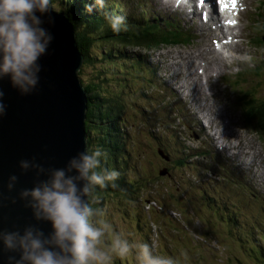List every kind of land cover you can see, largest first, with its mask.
<instances>
[{
	"label": "rangeland",
	"instance_id": "rangeland-1",
	"mask_svg": "<svg viewBox=\"0 0 264 264\" xmlns=\"http://www.w3.org/2000/svg\"><path fill=\"white\" fill-rule=\"evenodd\" d=\"M116 1L123 9L122 16L130 14L136 18L145 17L141 9L133 2L134 0ZM155 1L159 2L160 0ZM260 1L264 2V0H246L245 13L242 15L237 14L238 10L235 11L236 18L242 21L240 25L245 26L243 35L253 36L254 38L250 39L256 40L247 42V39H243V46L248 48V55H244L246 61L254 56L260 57L258 59L262 61L260 62V71L252 73L249 70L250 67L246 65L244 71L240 73H228L239 68V65H234V67L231 66V71H226V76L223 79L219 80V77L224 73L215 76L213 82L210 79L208 91L206 88L208 93H214V97L208 96L209 101L214 104V108H221L220 121L225 115L231 117L234 124L239 125L235 130V135L243 145H246L248 141L253 145L255 139L259 138L264 144L263 126L259 123L260 121L257 122L255 118L256 123H254V120H251L252 116L249 118L244 116L246 111L254 113V108L264 103V29L262 26L264 4L263 7H255ZM150 7H148L149 13L154 14L157 18V9L154 6ZM238 8L243 9V6L239 4ZM76 18L80 19L79 16L74 19ZM83 18L85 19V17ZM236 31L237 29H234L233 32ZM77 35L78 43L82 44L83 34L78 31ZM114 36H117V33L112 32L108 38L105 36L101 38L97 32L95 42L100 43L98 46L94 45L97 51L107 53L112 50L114 52L115 48L118 50L124 48L123 50L129 52L136 51L135 48L123 47L125 43L113 42ZM106 39L107 42H105ZM261 41L262 43H257ZM78 43L76 41L77 48L84 58V52L81 47H78ZM194 43L197 41L189 43L190 45L187 44V46L184 45V47L179 46L173 49L152 47L149 50L156 54H162L163 57L168 54L170 61L172 58H177L179 54L197 56L198 50L203 49L206 52L204 48L211 47L210 42H205V46H201L203 44L191 45ZM139 51L143 52V49L141 48ZM95 57L101 58V54ZM104 58L108 63L105 62L98 67L99 74L97 76L92 75L90 62L83 59L78 75L86 82H95L97 90L105 94L107 101L113 103L119 97L123 102L118 126L122 128L123 132V140L121 139L120 142L124 143V150L126 147L124 153L126 166L124 168V160H115L112 167L108 164L105 165L108 169H115L120 174L125 169V176L133 183L131 187L134 192L128 197L117 194L100 196L103 199L101 203L108 208V216L96 213L94 219L108 220L106 222L111 224L114 232L133 242L147 243L146 241H149L151 245H155L158 255L171 257L177 261V264H264L262 259L264 257H257V259L252 252L248 251L249 247L247 246H253L251 242L240 241V237L244 236L242 235L244 230L239 227L240 223H245L247 227L251 224L264 227V180L255 175L257 165L255 164L251 170L245 166L242 172L249 173V176L241 175L239 163H237L239 169L234 165L225 164V161L229 160L227 154L231 153L228 151L226 154L222 150L219 152L218 144L215 145V149L219 154L221 153V156H218L215 162H223L224 166H222V170H217L214 168L217 167L216 164H210L214 161L212 156L215 154L205 152L206 147L199 144L204 138L195 134L194 129L186 128V125L189 126L191 123L190 121L187 123V121L178 120V116L181 117V115L185 116L184 119L186 117L193 119L194 115L192 114L196 111L193 104L187 103L189 109L182 107V110L176 111V114L171 111L170 107L186 106V104H181V100L186 98L182 95L174 96L173 86L175 83L174 80L169 81V77H166V74L170 73L168 72L170 66L166 60L158 73L160 81L165 82L162 83L164 93L161 94L159 80L155 74V77L150 78L147 76L148 73L145 75L143 72L140 75L143 76V79L136 82V78L131 80V76L127 77L123 71L120 72L112 67L109 62L112 60L111 58L105 56ZM194 61L199 62V59L194 58ZM240 65L244 66V64ZM175 67L179 66L171 67L170 71L173 74ZM194 68L195 66L192 65V75L189 76V80H193V86H196V80L193 79ZM109 69L113 73L112 81L109 78L110 75H108V79L101 80L103 75L101 73H106ZM183 69L187 71L185 66ZM198 76L200 75L198 74ZM166 80L169 81L168 84ZM178 81L177 85L180 84ZM213 83L218 84L215 86ZM184 85L182 82V86ZM193 94L199 97L197 90H193ZM201 103L204 102L201 101ZM98 113L102 114L100 111ZM178 113L179 115H177ZM215 113L218 115L216 111ZM106 115L110 114L107 112ZM102 121L106 129L108 120L102 119ZM201 121L206 128L207 119L202 118ZM115 141L116 138L109 140L107 148L109 152ZM191 147L201 154L200 157H193L194 153L191 152ZM238 148L248 149L247 146H238ZM201 149L203 150L200 151ZM261 149L262 151L260 149L257 151L259 155H264V148ZM228 150L230 149L228 148ZM262 163L264 164V158L260 161L259 167L264 166ZM255 180H258L259 183L255 184ZM200 190H206L205 194ZM117 205L119 207L116 209ZM217 209H219V214H222V219L215 214ZM228 216L232 217L235 224L230 225V223L221 221L223 218L228 220ZM137 221L141 222V232L135 228L138 227ZM110 236L111 234H109V238ZM153 236L157 237L155 241ZM229 237H231L230 240ZM232 237H236V239L233 240ZM238 242L247 245L245 247L241 244L237 245ZM261 245L264 247L262 239ZM246 251L250 255L246 254L247 256L243 258L242 254ZM117 259H119L118 264H134L131 255ZM114 264L117 263L114 262Z\"/></svg>",
	"mask_w": 264,
	"mask_h": 264
},
{
	"label": "clouds",
	"instance_id": "clouds-1",
	"mask_svg": "<svg viewBox=\"0 0 264 264\" xmlns=\"http://www.w3.org/2000/svg\"><path fill=\"white\" fill-rule=\"evenodd\" d=\"M52 3L0 0V80L6 79L21 96L32 94L40 80L38 61L53 39L43 25L54 23L48 13L60 12ZM104 4L105 0H91L83 5V11L91 13ZM103 18L113 33L126 27L121 16L105 12ZM3 97L0 91V117L7 107ZM106 158V152L97 146L76 152L63 167H45L35 157L18 161L21 173L33 171L32 186L18 189L15 196L3 195L2 199L12 204L19 199L37 223L11 231L0 229V252L8 253L3 256V264H114L117 258L130 255L134 264H177L171 257L155 255V245L149 241L133 242L114 232L108 222L94 219L96 213L89 197L96 187L104 188L120 175L115 169L101 167ZM16 183L17 176L8 175L6 193H11ZM107 209L102 204L98 214H108ZM39 222L48 225L47 232L38 226ZM153 237L155 241L157 237ZM254 238L257 245H261V239L264 243V237Z\"/></svg>",
	"mask_w": 264,
	"mask_h": 264
},
{
	"label": "water",
	"instance_id": "water-1",
	"mask_svg": "<svg viewBox=\"0 0 264 264\" xmlns=\"http://www.w3.org/2000/svg\"><path fill=\"white\" fill-rule=\"evenodd\" d=\"M54 21L47 28L53 39L46 53L40 57V80L36 90L21 96L10 87L7 80H0L4 92L6 112L0 117V229H22L33 221L30 211L17 199L15 204L2 199L3 195L15 196L20 188L31 187L33 171L21 173L18 161L35 157L45 167H63L69 157L85 150L83 132L84 105L74 76L79 68L80 55L71 25L63 14L50 12ZM17 176L11 193L4 189L8 175ZM38 226L48 231V225ZM0 252V264L3 256Z\"/></svg>",
	"mask_w": 264,
	"mask_h": 264
},
{
	"label": "bare ground",
	"instance_id": "bare-ground-1",
	"mask_svg": "<svg viewBox=\"0 0 264 264\" xmlns=\"http://www.w3.org/2000/svg\"><path fill=\"white\" fill-rule=\"evenodd\" d=\"M244 1H246V0H244ZM165 2H168V3L176 2V3H178L179 1H177V0H165ZM143 3H145L147 6H143V5H140L138 3H136V4H137V7L141 9V11L145 15V17L139 16L138 19L136 20V22L139 24L140 23L138 21L139 19L141 20V23H145V22L150 21L151 24H154L153 28H155V30H157L158 32L163 34L165 37V40H167V42L166 41H165L166 43L161 42L158 45H151L149 47L132 46L131 49L135 48L136 51L131 50L130 53L132 55H134V54L139 55V58L141 59L140 61L143 64V68H138V71L134 72L135 76H133V77L137 79L136 82L140 81V79H143V76H140L143 72L145 73V75L148 73L147 76H149L150 78H153L156 76V77H158V80H159V90H160L161 94H163L164 88H163L162 83L164 84L165 82L160 81L158 73L161 70L160 67L162 66V64H165L164 60H166L168 62V65L170 66V70H171V67H173V66L181 67V68L175 67L174 68L175 69L174 74L170 70H168V72H170V73H168V75L166 74V77H169V81H171V79L174 80V83H175V85L173 86L174 96H176V97H178L179 95L184 96L186 99L181 100V104H186V106H176L173 108L170 107L171 111L176 114V111L180 112L182 110V107H183V109H189L188 108L189 104H187V103L193 104V106L195 107V110H196L195 113L192 114V115H194L193 119H190L188 117H186V119H184L185 116L181 115V117L178 116V120L187 121V123H188V121H190L191 123H189V126L186 125V128H190L192 130L194 129L195 134L197 133L200 137L204 138L203 140H201L199 142V144H202L203 147H206V149H204L205 152L208 151L210 153L215 154L214 156H212L214 161L211 162L210 164H218L221 168H223L222 167V166H224L223 162L222 163L215 162V159H217L218 156H221L220 155L221 153L219 154L218 150H219V152L222 150V151L226 152V154L229 151V153H231V154H227V158H229V160H226L225 164L228 163L227 165H234L237 168L240 166L241 170H239V172L241 173V175L244 174V176H249V173H243L242 171H244L245 166H248L249 167L248 169L251 170L250 164L254 163L257 165V172L255 173V175L261 177L264 180V168H263L264 166L259 167V163H260V161L263 160L264 155L263 154L259 155V152L257 151L258 149H260L262 151L261 148H264L263 142H261L260 138H259L258 140L255 139L253 145L251 143H249V141L246 145H243L241 140H237L238 138L235 135V130L238 129L239 125L234 124L232 119H230L231 117H227L225 115L222 117V121H220V116H221L220 110H221V108L220 107L214 108V104L211 101H209V97H208V96L214 97V93L210 94L207 92L208 88H209V84H210V82H209L210 79H212V82H213L215 76L219 75L220 73H224V74H220L221 78L219 77V80L223 79L226 76V73H227L226 71L227 70L231 71V69H230L231 66L234 67L235 64L239 65V66H240V64H244L243 67L241 66L243 70L247 65L250 67V69L248 68L250 70V72H252V73L257 72L258 73L261 69V63L260 62H262L261 60H258L260 57L256 58V56H254V57H251L250 59H248L247 61L245 60L246 62L242 63V62H240V60L238 62H236L232 58V55L228 54V52L230 51V52L236 54L237 56L248 55V48L243 46V40L238 41L237 43L235 41H232V40H226V42L224 44V50H227L226 54L217 50V48L214 46V43H213L214 38H218L220 36L223 37L225 33H224V30L220 24V19H219L217 11L213 8L211 2H209L207 0L204 1L206 8H202L196 16H195V14H193L192 9H189L188 6H184L182 4L180 6H178L181 9H175L173 7H169L168 5H166L162 0H160L159 2H157L155 0H145V1H143ZM201 3H203V0H201ZM150 6H154L155 9H157V11H158V17L157 18H155L154 14L149 13L148 7H150ZM103 8H105L104 13L109 12L113 15H116L115 14L116 11L117 12L120 11L119 12L120 14H122V11H123V9L121 8V5H119V3L116 0H105V6ZM185 9H187L190 14L188 12H186ZM237 9H238V11H237L238 15H242V13H245L244 9H239V8H237ZM152 11H154V10L152 9ZM135 12H137V11H135ZM203 12H206L205 17L203 16ZM59 13L63 14L64 17L68 20V23L71 25L73 32H74V35H75V39H76L75 26L66 17V15L63 12H59ZM124 17L128 18V17H130V14L125 15ZM131 17H134V16H131ZM172 17H175V18H172ZM134 18H136V17H134ZM240 22H242V21L240 19H238L234 29L238 30L237 35L239 37H243V36H245V35H243L244 34L243 29L245 28V26H241ZM171 37L173 38L174 41H172ZM195 41H197V43H194L191 45L203 44L201 46H205L206 45L205 42H210L211 47L207 46L206 48H204V49H206V52H204L203 49L198 50L197 56H194L191 54H187V55L179 54L177 56V58H172L170 61H169L168 54L165 57H163L162 54H156L154 51L149 50L152 47H158L160 49H168V48L173 49V48H176L179 46L184 47V45L187 46V44L195 42ZM250 41H252V40L247 39V42H250ZM254 41H256V40H253L252 42H254ZM257 43H262V41L257 42ZM141 48L143 49V52L139 51V49H141ZM239 48H241L240 51H238ZM79 55H80V59H81V60H79V64L81 65L83 56L80 52H79ZM213 56H214V58H213ZM194 58L199 59V62H195ZM214 60H215V62H212ZM253 60H254V65L256 66L254 68V70H253L252 66L248 63V62H251ZM263 63H264V60H263ZM80 65H79V68H80ZM192 65H193V67L195 66V68H194L195 73H193V79L196 80V86H193V80H191V81L189 80V76L192 75V72H191ZM183 66H185L187 71H185L183 69ZM79 68H78V70H79ZM78 70L74 71V76H75L76 81L80 87V90L82 92L83 97L85 96L87 99V94H86L85 88L81 82V79L78 75ZM246 71H248V70H246ZM228 73H235V72H228ZM154 74H155V76H154ZM198 74L200 76H198ZM133 77H131L130 79L132 80ZM178 78H179V81H178ZM169 81H167V84ZM177 81L180 83L179 85H177ZM182 82H184V84H185L184 86H182ZM208 82H209V84H208ZM217 84H214V85L217 86ZM176 85H177V87H176V89H174V87ZM206 88H207V91H206ZM193 90H197V94L199 95V97L194 96ZM137 94H139V93H137ZM199 98L201 99L200 101H199ZM139 99H142V98H139ZM216 100L219 102L218 99H216ZM141 101H144V100H141ZM201 101H203L204 103L202 104ZM263 105H264V103H263ZM87 109H88V106L86 103V106L84 105V120H83V125H84L83 132L85 131V136H84V147H85V149L88 148V145H87L88 136H87V131H86V112H87ZM215 111L217 112L218 115H216ZM245 114H246V112H245ZM177 115H179V113ZM244 116L246 118L249 117L246 115H244ZM202 118L207 119L209 129L204 127V124L201 121ZM228 119H229V121H228ZM254 123H256V122L254 121ZM203 133H205V134H203ZM262 134H263L262 137L264 138L263 130H262ZM259 141L261 142V144ZM216 144L219 145L217 148L218 150L215 149ZM238 146H247L248 149L244 150L243 148H238ZM259 147H261V148H259ZM228 148L230 150H228ZM190 149L192 150L191 152L194 153L193 157H200L201 154L199 152H197V150H194V148H192V147ZM202 150L203 149H201L200 151H202ZM247 151H251V155L249 157L243 156L242 154L247 152ZM124 157H125V155H124ZM257 158H258V160H257ZM248 162H249V164H247ZM237 163H239V166H237ZM124 164H125V161H124ZM258 183H259V181L255 180V184H258ZM205 191L206 190H203L201 192L205 193ZM147 205H149V204H147ZM153 253L155 255H158V252H156V249H153Z\"/></svg>",
	"mask_w": 264,
	"mask_h": 264
},
{
	"label": "trees",
	"instance_id": "trees-1",
	"mask_svg": "<svg viewBox=\"0 0 264 264\" xmlns=\"http://www.w3.org/2000/svg\"><path fill=\"white\" fill-rule=\"evenodd\" d=\"M85 3H91V0H53L52 7L54 9H60V12H63L66 15V17L73 23L76 29L77 43H78L77 32L79 31L81 34H83L84 37L83 42L82 44L78 43V47H81V49L84 52L83 60H87L88 62H90L92 66V75L97 76L99 74L98 67L105 62L108 63L107 60L104 58L105 56L113 60V61L112 60L109 61L112 67L119 70L120 72L123 71V73H125L127 77L135 76L134 72L138 71V68H143V64L140 61L141 59L139 58V55L134 54L135 56L134 55L130 56L132 54H130V52L127 50H123L124 48H121V50L115 48L114 52H112V50H109L110 52L107 53H102L101 51H97L95 46L100 45V43L98 44L95 42L96 33L98 32L99 35H101V38L103 36L108 38V36L110 35V33H112V31L108 27H106L107 25L103 18V13L105 8H99V9L93 8V11L91 13H85L83 11V5ZM115 14L123 17L126 27L122 29L119 33H117V36H114L113 42H120L123 44L125 43L123 47H127V48H132V46L149 47L151 45H158L161 42L162 43L167 42V40H165L164 35L158 32L157 30H155V28H153L154 24H151L150 21L141 23V20L139 19L138 21L140 23L138 24L136 23V20L138 18H134L131 16L126 18L117 11L115 12ZM76 16H79L80 19L77 18L74 19ZM83 17H85V19ZM77 24L79 25L78 27ZM171 39L172 41H174L172 37ZM105 42H107V39L105 40ZM79 52L81 53V51ZM100 54H101V58L95 57ZM101 74H103L101 80L108 79V75H110L109 78L112 81L111 76L113 75V73L110 71V69L107 70L106 73H101ZM81 82L87 94L88 109L86 112V131L88 136L87 138L88 148L97 147V146L101 147L107 154V158L106 160L103 161V163H101V167L107 168L105 164H108L110 167H112L114 166L113 163L115 160L125 161L124 153L126 152V147L124 150V146H123L124 143L122 144L120 142L121 139L123 140V132H122V128L118 126L119 113L123 109V102L121 98L118 97L117 101L114 100V102L111 103L106 100L104 93H101V91L97 90L96 88L97 86L95 82L93 81L86 82L85 79H81ZM99 107L103 108L104 110L100 109ZM98 111H100L102 114L99 115ZM107 112L108 114H110L109 116L106 115ZM245 115L252 116L251 119L254 120L255 122L256 120L257 122L260 121L259 123L262 124L263 132H264V105L261 106L257 105L254 108V113H252V111H246ZM102 119L108 120V125L106 129L105 126L102 124L103 122ZM114 138H116V141L112 145L111 151L109 152L107 150L109 140ZM125 166L126 165L124 164V168ZM132 185L133 183L125 176V169H124V172L119 175L116 181L109 183L104 188L96 187L91 197H89L90 198L89 204L94 209L95 213H99V211H102L101 200H103L102 198H100V196H110L113 194H117V195H125L123 197H128V195L134 192L131 187ZM118 207L119 206L117 205L116 209ZM215 214L217 215L218 218L222 219L221 218L222 214L221 215L219 214V209L215 211ZM221 221L230 223V225L235 224L231 216L228 218V220L223 218V220ZM137 225L138 227L135 228L137 229L138 232H141L142 230L141 222L137 221ZM239 227L244 230V233H242V235L244 236L240 237V241H244L246 243L249 242L253 243L252 247H250V245L247 246L249 247L248 251L251 250L256 258L264 257L262 256L264 255V248L261 245H257L256 243L253 242L255 241L254 236L256 235L257 232H260L261 234L264 235V227H260L257 224L253 226L251 224L250 226L247 227L245 223H240ZM256 229H258L259 231L254 232ZM206 230L210 231L209 229ZM230 238L231 237H229V240ZM232 239L234 240L236 239V237H232ZM238 243L241 244L240 242ZM246 243L241 244V246L245 247L247 245ZM246 254L250 255V253L245 252L243 254V258L247 256ZM262 259L264 260V258ZM116 263L118 264V261H116Z\"/></svg>",
	"mask_w": 264,
	"mask_h": 264
}]
</instances>
